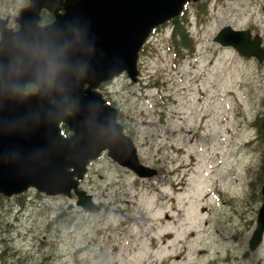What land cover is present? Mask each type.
Wrapping results in <instances>:
<instances>
[{"label":"rangeland","instance_id":"obj_1","mask_svg":"<svg viewBox=\"0 0 264 264\" xmlns=\"http://www.w3.org/2000/svg\"><path fill=\"white\" fill-rule=\"evenodd\" d=\"M196 2L184 11L191 52L177 56L164 26L140 51L136 82L122 73L99 88L140 161L160 173L139 182L99 160L81 181L99 210L34 188L1 195L0 264H189L196 240L221 250L248 230L264 178V62L214 36L230 25L264 40V0Z\"/></svg>","mask_w":264,"mask_h":264},{"label":"water","instance_id":"obj_2","mask_svg":"<svg viewBox=\"0 0 264 264\" xmlns=\"http://www.w3.org/2000/svg\"><path fill=\"white\" fill-rule=\"evenodd\" d=\"M190 1L198 0H30L18 17L19 30L4 38L5 46L0 40V194L28 188L73 194L78 206L98 210L78 184L87 164L105 150L139 178L156 174L139 160L117 109L96 88L123 72L136 82L139 51L152 29L179 16ZM41 7L55 15L45 26L37 25ZM214 41L264 60L261 37L248 28L225 25ZM27 83L36 85L34 93H23ZM60 123L69 136L61 134ZM260 128L264 141V112ZM261 195L251 247L264 231V178Z\"/></svg>","mask_w":264,"mask_h":264},{"label":"flooded vegetation","instance_id":"obj_3","mask_svg":"<svg viewBox=\"0 0 264 264\" xmlns=\"http://www.w3.org/2000/svg\"><path fill=\"white\" fill-rule=\"evenodd\" d=\"M205 1L206 0H200L196 2V4L198 5L200 2H205ZM29 4H30V0H0V40L2 39L3 46H5V39L8 36V34L17 32L19 30L21 25H20V21L18 20V17L20 13L24 9H26V7L29 6ZM189 4H191V2L188 3V5ZM62 12L63 10L61 8L57 9L58 14H61ZM28 14H30V17L34 19L36 10L32 9L31 11H29ZM37 16H38L37 19L38 26L48 25L55 18L54 13H52L51 11H49L44 7H41L39 9ZM248 29L250 30V28ZM251 34L254 35L258 33H255V31L252 29ZM261 46L264 47V40L262 39V37H261ZM247 59L250 60L248 57ZM251 59H255L259 64L264 62V60L262 62H259L256 57H252ZM105 84H107V82H101L100 85L98 86V90L99 88L104 87ZM35 91H36V85L32 83H27L23 88V93H34ZM102 94L103 93H101V95ZM106 100L108 103L113 105L112 102H109L108 99ZM61 127L63 128V124L61 125ZM70 133L71 132L67 130L66 134L63 135L69 136ZM106 156H107V151H103L98 158L90 161V163L87 166L86 173L83 179L81 180L82 182H84V180L87 179L86 177L89 176L92 166L95 165L99 160L104 159ZM130 172L138 179L139 182L145 181L146 179L149 180L154 179L153 177L139 178L135 173H133L132 171ZM158 173L160 172L157 171L156 175ZM82 182L80 183V186L82 185ZM259 192H260L259 204L261 205L262 203L261 187ZM260 205L259 206L257 205V209H255V211L253 212L251 225L248 228V230L246 229V231H244V233L240 235H231L228 236V238L225 237L226 239L225 241L226 242L228 241L231 244V246L228 247L223 246L221 250H216V248L211 250L209 248L200 247L203 246L204 243H199L198 240H196V258L194 263H189V264H264V231L262 232V236L260 240L257 243H253L254 244L253 247H251V244L249 242L250 238L252 237L253 230L256 226V217ZM172 236L173 235L170 233H165V237H167V239L168 238L170 239ZM237 236L240 238L239 240H237ZM232 237L234 240L232 239ZM0 257H1V252H0ZM172 258L176 260H180L179 255H174ZM10 264H20V260H17L16 263L11 262Z\"/></svg>","mask_w":264,"mask_h":264},{"label":"trees","instance_id":"obj_4","mask_svg":"<svg viewBox=\"0 0 264 264\" xmlns=\"http://www.w3.org/2000/svg\"><path fill=\"white\" fill-rule=\"evenodd\" d=\"M185 12H182L178 17H175L168 21L166 24L159 26L158 28H155L152 33L158 31L159 29H163L164 26L170 25V42L169 45L173 49L172 51L175 52V54L178 56L179 51L182 50H188L192 51L194 48V42L193 37L189 32V29L187 28V17L185 15ZM144 49V47L141 49ZM262 116L257 117L256 121V128L257 133L259 134V139L262 138V130L260 128V121ZM118 119L119 115H118ZM67 128L63 125L62 132L63 134H66ZM128 132V131H127ZM1 196V195H0Z\"/></svg>","mask_w":264,"mask_h":264}]
</instances>
